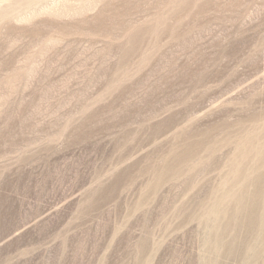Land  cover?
<instances>
[{"label":"rangeland","instance_id":"rangeland-1","mask_svg":"<svg viewBox=\"0 0 264 264\" xmlns=\"http://www.w3.org/2000/svg\"><path fill=\"white\" fill-rule=\"evenodd\" d=\"M0 264H264V0H0Z\"/></svg>","mask_w":264,"mask_h":264}]
</instances>
